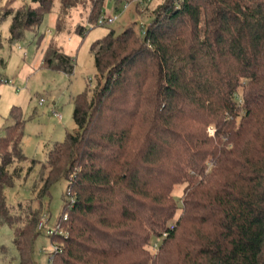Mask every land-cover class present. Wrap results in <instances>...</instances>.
<instances>
[{
  "label": "trees",
  "instance_id": "trees-1",
  "mask_svg": "<svg viewBox=\"0 0 264 264\" xmlns=\"http://www.w3.org/2000/svg\"><path fill=\"white\" fill-rule=\"evenodd\" d=\"M29 1L5 12L10 41L54 9ZM106 1L59 0L55 33L79 7L95 26ZM109 1L118 10L130 0ZM149 13L139 32L89 45L97 85L73 97V133L23 176L22 121L11 110L0 135V227L12 229L19 264H33L42 202L58 182L67 235L49 237L61 248L50 264H264V0H160ZM74 64L51 43L41 67L71 76ZM34 167L37 206L14 215L5 190ZM182 184L178 206L171 193Z\"/></svg>",
  "mask_w": 264,
  "mask_h": 264
},
{
  "label": "rangeland",
  "instance_id": "rangeland-1",
  "mask_svg": "<svg viewBox=\"0 0 264 264\" xmlns=\"http://www.w3.org/2000/svg\"><path fill=\"white\" fill-rule=\"evenodd\" d=\"M151 2L145 6H136L132 3L123 11L121 7L115 10L113 1H106L103 11L111 15L116 13L118 16L112 24L105 26L88 24L86 19L89 8L79 7L72 12L68 28L63 33L57 34L54 26L59 0H54L53 11L43 16L41 24L34 31L25 30L21 39L10 41L11 17L5 14L6 10L8 8L15 10L33 4L29 0H0V135L3 127L14 122L10 112L16 108L18 119L22 121V151L28 160L22 164V176L32 159L44 161L47 150L54 142H61L65 139L66 133H73L75 129L72 120L73 97L83 91L85 84L88 83L90 93L97 85L89 45L110 31L119 34L129 26L135 25L134 28L139 32L149 21L150 9L160 0H151ZM129 11L131 15L125 17ZM102 16L104 15L100 17ZM80 27L87 29L83 36L76 33ZM51 43L57 44L75 59L71 76L40 67L46 46ZM3 80L10 83H5ZM40 99L44 100L42 104H39ZM239 99L237 98V101ZM51 106L62 115L61 120L53 115ZM211 132L208 129L207 133L211 134ZM37 171L38 168L34 167L25 178L16 180L12 188L5 190L12 214L19 216L21 209L28 203L34 208L37 206L35 194L29 191L37 180ZM64 189V182L56 183L51 188L48 207L46 201L42 202L44 214L49 218V226H52L61 214ZM184 189L185 184H182L174 186L172 190V197L177 201L178 206ZM179 213L178 210L172 222ZM12 241V229L6 225L0 227V264H19ZM32 249L33 264H50L48 254L52 247L49 236L44 230L40 231Z\"/></svg>",
  "mask_w": 264,
  "mask_h": 264
},
{
  "label": "built area",
  "instance_id": "built-area-1",
  "mask_svg": "<svg viewBox=\"0 0 264 264\" xmlns=\"http://www.w3.org/2000/svg\"><path fill=\"white\" fill-rule=\"evenodd\" d=\"M151 0H130L128 2H124L121 5V9L124 11L126 10L132 3L135 4L136 6H145L146 4H148ZM118 14L114 13L113 15H104L102 17H99L96 21H95V26H105V25H110L112 24L115 19L117 18ZM3 82L5 83H10V81H6L3 80ZM44 102L43 99L39 100V104H42ZM54 115L57 118H61V114L55 113ZM67 219V213H63L62 217L60 220H57L52 226H49V218L46 214H43L37 224V230L39 231H45L46 234L51 237V236H55V235H62V236H66V232L63 230L62 226H61V222L65 221ZM51 251L48 254V262H52L53 257L56 253L61 251V248L59 246L58 243L56 242H52L51 243Z\"/></svg>",
  "mask_w": 264,
  "mask_h": 264
},
{
  "label": "crops",
  "instance_id": "crops-1",
  "mask_svg": "<svg viewBox=\"0 0 264 264\" xmlns=\"http://www.w3.org/2000/svg\"><path fill=\"white\" fill-rule=\"evenodd\" d=\"M104 12V11H103ZM131 11H129V12H127L126 14H125V17H129L130 15H131V13H130ZM134 14V13H133ZM103 15H111V14H106L105 12L103 13ZM134 16H135V14H134ZM47 47V46H46ZM41 63H42V60H41ZM40 67H41V64H40ZM42 68V67H41ZM54 104V103H53ZM51 108H52V113H53V115H54V112L55 113H57L56 112V110H55V108H54V106H51ZM58 114H60V113H58ZM55 116V115H54ZM58 120H61L62 119V115H61V118L59 119V118H57ZM74 130V129H73Z\"/></svg>",
  "mask_w": 264,
  "mask_h": 264
}]
</instances>
